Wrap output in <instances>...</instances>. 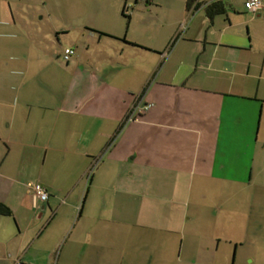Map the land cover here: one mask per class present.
Masks as SVG:
<instances>
[{
  "label": "crops",
  "instance_id": "1",
  "mask_svg": "<svg viewBox=\"0 0 264 264\" xmlns=\"http://www.w3.org/2000/svg\"><path fill=\"white\" fill-rule=\"evenodd\" d=\"M73 1L0 58V264H264V0Z\"/></svg>",
  "mask_w": 264,
  "mask_h": 264
},
{
  "label": "rangeland",
  "instance_id": "2",
  "mask_svg": "<svg viewBox=\"0 0 264 264\" xmlns=\"http://www.w3.org/2000/svg\"><path fill=\"white\" fill-rule=\"evenodd\" d=\"M242 1V0H241ZM73 0H0V9H8L13 8L18 10L19 14L22 15L25 12H30L31 18L33 20V24L35 25L34 29V40L42 42L43 46L40 49L35 47L29 49L28 38L31 33V28L29 27H21L15 26L13 30L9 31V29L4 28V26H0V58L5 59L7 65L19 64L23 63V59L29 56L30 53L33 55L42 54V50L45 51L48 55L50 54H58L63 51L62 46L57 42V35L55 29L51 26L49 19L44 15L46 13V9L50 12L52 9L57 10L58 7L59 12H67L69 8L73 7ZM88 5H84V1H81V10L86 9ZM58 11V10H57ZM56 11V13H57ZM52 13V12H51ZM53 15V13H52ZM55 16V19L53 17ZM21 23V20H25L26 18L22 15L18 17ZM52 19L57 21L61 20L62 17L60 14H54ZM55 26V25H53ZM6 30V31H5ZM37 49V50H36ZM39 50V51H38ZM19 78H23V76H19ZM20 83V81H16V84ZM103 155L101 156V160ZM100 163L97 162L94 166L91 165V171L88 172L87 180L90 178L96 166ZM94 164V163H91Z\"/></svg>",
  "mask_w": 264,
  "mask_h": 264
},
{
  "label": "built area",
  "instance_id": "3",
  "mask_svg": "<svg viewBox=\"0 0 264 264\" xmlns=\"http://www.w3.org/2000/svg\"><path fill=\"white\" fill-rule=\"evenodd\" d=\"M244 9L249 12H257L262 8L261 0H244ZM74 54L73 49L67 48L63 52V59L67 61ZM148 107L147 104L143 103L142 99H137L136 103L132 106L129 111L128 119H132L135 114L139 113L140 110H145ZM31 190L35 198L40 202H45L48 198V193L44 187L36 183L31 186Z\"/></svg>",
  "mask_w": 264,
  "mask_h": 264
},
{
  "label": "trees",
  "instance_id": "4",
  "mask_svg": "<svg viewBox=\"0 0 264 264\" xmlns=\"http://www.w3.org/2000/svg\"><path fill=\"white\" fill-rule=\"evenodd\" d=\"M205 11H206V13L209 16H211L214 13L215 14L216 13H222L223 12V8H222V6L220 5L219 2H212L206 7ZM0 215L9 216L10 212L8 211L7 208H5L4 206L0 205Z\"/></svg>",
  "mask_w": 264,
  "mask_h": 264
}]
</instances>
